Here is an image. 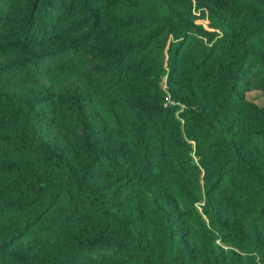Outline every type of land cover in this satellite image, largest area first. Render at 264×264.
Segmentation results:
<instances>
[{"label":"trees","instance_id":"trees-1","mask_svg":"<svg viewBox=\"0 0 264 264\" xmlns=\"http://www.w3.org/2000/svg\"><path fill=\"white\" fill-rule=\"evenodd\" d=\"M256 90L264 0H0V264H264Z\"/></svg>","mask_w":264,"mask_h":264},{"label":"rangeland","instance_id":"rangeland-1","mask_svg":"<svg viewBox=\"0 0 264 264\" xmlns=\"http://www.w3.org/2000/svg\"><path fill=\"white\" fill-rule=\"evenodd\" d=\"M3 61H7V57L2 58ZM91 63L83 62L81 63V66H89ZM52 75L51 78L42 77L43 81L51 86L53 90H60L62 87H75L78 85V79L77 77L70 73L68 70L63 69L59 66H54L52 68ZM247 96L257 102L260 105L264 106V93L261 91H250L247 93ZM46 131L54 137L61 136L62 134L57 131L52 126H47Z\"/></svg>","mask_w":264,"mask_h":264},{"label":"built area","instance_id":"built-area-1","mask_svg":"<svg viewBox=\"0 0 264 264\" xmlns=\"http://www.w3.org/2000/svg\"><path fill=\"white\" fill-rule=\"evenodd\" d=\"M195 13H198V11H194Z\"/></svg>","mask_w":264,"mask_h":264}]
</instances>
